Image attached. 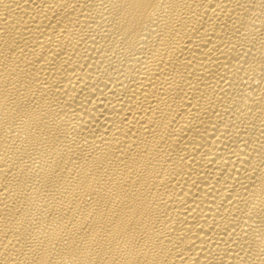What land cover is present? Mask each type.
I'll return each instance as SVG.
<instances>
[{"label": "bare ground", "instance_id": "obj_1", "mask_svg": "<svg viewBox=\"0 0 264 264\" xmlns=\"http://www.w3.org/2000/svg\"><path fill=\"white\" fill-rule=\"evenodd\" d=\"M0 264H264V0H0Z\"/></svg>", "mask_w": 264, "mask_h": 264}]
</instances>
